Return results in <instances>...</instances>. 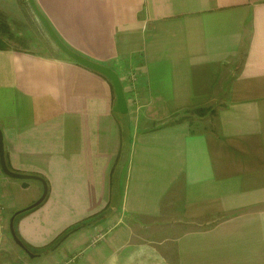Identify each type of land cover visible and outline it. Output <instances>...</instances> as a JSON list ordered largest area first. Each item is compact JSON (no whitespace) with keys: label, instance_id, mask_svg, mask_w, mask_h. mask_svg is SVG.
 I'll return each mask as SVG.
<instances>
[{"label":"crops","instance_id":"obj_1","mask_svg":"<svg viewBox=\"0 0 264 264\" xmlns=\"http://www.w3.org/2000/svg\"><path fill=\"white\" fill-rule=\"evenodd\" d=\"M34 3L69 49L118 75L128 113L54 43L23 49L28 7L0 0L6 165L47 185L13 221L31 258L9 223L43 187L0 171V264H264V0Z\"/></svg>","mask_w":264,"mask_h":264},{"label":"water","instance_id":"obj_2","mask_svg":"<svg viewBox=\"0 0 264 264\" xmlns=\"http://www.w3.org/2000/svg\"><path fill=\"white\" fill-rule=\"evenodd\" d=\"M28 5L30 9L32 10L33 14L35 17L38 19V21L41 23L43 26L45 32L47 33L48 37L51 39V41L54 43V45L59 49V51L64 54L67 58L73 60L77 64L95 72L98 73L99 75L103 76L106 78L113 89L114 96H115V105H114V112L120 114V115H126L128 113L127 109V104L124 96V91H123V86L122 83L118 77V75L110 68L97 64L95 62H92L88 60L87 58H84L83 56L77 54L76 52L72 51L69 49L56 35L52 27L49 25L45 17L40 13L38 8L36 7L34 0H27ZM0 171L6 176L11 179H16V180H23V181H36L39 182L42 187H43V193L41 197L28 206L27 208L20 210L16 212L12 218L10 219L9 223V230H10V235L13 240V242L18 246L20 249H22L29 257H34V255L25 248L23 243L20 241V239L17 237L15 231H14V226H13V221L15 217L26 213L34 208H36L38 205H40L47 194V185L45 181L38 176H33V175H24V174H17L15 172H12L8 169L5 161V156H4V147H3V138H2V133L0 131ZM66 238H63L61 241H64ZM60 244V243H59ZM57 244L56 247L59 245Z\"/></svg>","mask_w":264,"mask_h":264},{"label":"rangeland","instance_id":"obj_3","mask_svg":"<svg viewBox=\"0 0 264 264\" xmlns=\"http://www.w3.org/2000/svg\"><path fill=\"white\" fill-rule=\"evenodd\" d=\"M25 3V8H27V13H23V23L17 27L20 29V43L23 49H29L31 51H37L41 53H46V55H54L55 47L53 42L48 37L47 33L45 32L43 26L38 21V19L33 14L32 10L29 9V5L27 0H22ZM17 42V41H15ZM215 107H210L203 112L200 113L198 118L204 117L203 119L207 120V124L203 125L206 126L207 130L214 128V121H215V111H213ZM215 110V109H214ZM189 117L194 118V114H187ZM183 115V116H187ZM160 239L164 240L162 243L167 247H171L173 244L172 241L168 239V236H158ZM173 238V236H171ZM169 245V246H168Z\"/></svg>","mask_w":264,"mask_h":264},{"label":"trees","instance_id":"obj_4","mask_svg":"<svg viewBox=\"0 0 264 264\" xmlns=\"http://www.w3.org/2000/svg\"><path fill=\"white\" fill-rule=\"evenodd\" d=\"M103 77V76H102ZM80 229H82V226H79V227H77V228H73L72 230H70V231H68L67 233H65L54 245H53V249L56 247V245L57 244H59V243H61L62 241V239L63 238H66V237H68L70 234H72V233H74V232H76V231H79ZM24 245V244H23ZM25 246V245H24ZM25 248L27 249V250H29L26 246H25ZM30 251V250H29ZM31 252V251H30Z\"/></svg>","mask_w":264,"mask_h":264}]
</instances>
